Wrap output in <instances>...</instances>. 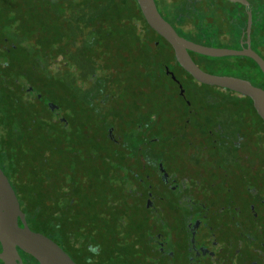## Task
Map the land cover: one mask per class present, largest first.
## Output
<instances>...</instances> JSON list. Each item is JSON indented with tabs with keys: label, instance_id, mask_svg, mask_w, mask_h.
<instances>
[{
	"label": "trees",
	"instance_id": "16d2710c",
	"mask_svg": "<svg viewBox=\"0 0 264 264\" xmlns=\"http://www.w3.org/2000/svg\"><path fill=\"white\" fill-rule=\"evenodd\" d=\"M154 33L137 0H0V163L28 190L31 225L57 241L63 235L69 246L77 240L80 250L99 245L127 264L141 261L136 246L149 239V214L128 211L127 233L119 235L122 187L110 183L108 168L119 171L127 160L129 177L137 180L138 144L156 143L158 119L166 127L168 114L179 111L163 93L164 73L149 68ZM210 59L209 72L254 85L261 79L247 58ZM59 60L63 69L53 72L50 65ZM57 107L66 121L56 117ZM111 127L131 132L127 158L111 148ZM144 132L152 135L137 141L134 134ZM91 205L113 211L111 221L93 216ZM120 239H128L125 247Z\"/></svg>",
	"mask_w": 264,
	"mask_h": 264
},
{
	"label": "flooded vegetation",
	"instance_id": "af4514ba",
	"mask_svg": "<svg viewBox=\"0 0 264 264\" xmlns=\"http://www.w3.org/2000/svg\"><path fill=\"white\" fill-rule=\"evenodd\" d=\"M155 2L160 14L182 37L209 47L250 49L264 60V0ZM142 29L146 32L145 26L142 25ZM154 32L150 40H154L156 47L149 50L152 57L149 68L164 73L163 76L178 87L181 98L189 107V111H185L186 117L181 119L183 131L187 130L186 138L175 133L179 128L177 115L183 113L174 111L168 114L171 121L167 127L162 126L163 119H158L153 133L159 143L162 141L161 130L168 128L167 140L176 137L182 140L179 149L149 144L151 153L145 155L146 158L153 155L154 160L146 164L145 155L138 153L139 160L132 168L137 180L129 177L127 160L119 171L108 168L110 183L122 187L119 207L115 208V213L120 211L124 215L116 223L119 235L122 237L127 233L128 211H148L150 240L136 246L137 257L141 259L139 264H264V120L250 97L255 112L249 103L248 108L234 110L229 118L218 112L206 115L203 111L193 110L185 93H181V76L191 78L190 73L177 61L172 45ZM189 54L202 70L209 72L212 69L210 58L213 57L192 50ZM237 57L247 58L252 70L262 74L259 81L255 80V85L264 88V73L257 61L249 56ZM57 109L61 112L59 118L66 121L65 110ZM115 130L118 129H109V136L115 142L111 148L118 149V155L127 158L128 146L120 143ZM171 159L183 160L185 168L195 169L194 174L186 171L181 174L168 168L166 163L169 164ZM111 162L116 161L111 159ZM0 166L15 190L31 230L54 240L78 264H127L112 259L111 254H106L99 245H89V251L80 250L83 245L77 240L69 246L70 241L67 244L63 235L61 241H57L31 225L28 190L18 186V180L9 175L5 165L0 163ZM93 212V216L99 213L100 217L110 221L113 215L107 208ZM18 224L25 228L21 217ZM120 240V245L125 247L128 239ZM0 264L41 263L18 245L16 253L10 247L6 250L0 239Z\"/></svg>",
	"mask_w": 264,
	"mask_h": 264
},
{
	"label": "water",
	"instance_id": "95a60500",
	"mask_svg": "<svg viewBox=\"0 0 264 264\" xmlns=\"http://www.w3.org/2000/svg\"><path fill=\"white\" fill-rule=\"evenodd\" d=\"M148 24L173 47L179 64L200 83L218 86L250 97L258 114L264 120V88L251 81L236 76L216 75L202 70L189 54V50L210 57L249 56L260 65L264 73V60L248 49L239 51L231 48L204 46L190 41L178 34L176 29L159 12L155 0H137ZM173 78L175 76L173 75ZM184 94V90H181ZM21 217L25 228H20L18 218ZM0 239L6 250L20 246L41 264H78L65 252L58 243L40 232H35L26 224L24 213L8 176L0 166Z\"/></svg>",
	"mask_w": 264,
	"mask_h": 264
},
{
	"label": "rangeland",
	"instance_id": "374dc122",
	"mask_svg": "<svg viewBox=\"0 0 264 264\" xmlns=\"http://www.w3.org/2000/svg\"><path fill=\"white\" fill-rule=\"evenodd\" d=\"M62 65L63 63L59 60L51 64L50 68L53 70V72H55L58 69L62 70L63 69ZM209 73L216 74V75H221V74L223 75V74H226L227 72L210 71ZM160 80L163 82V85L165 87V89H163V93L165 96H167L166 98H168L169 101L171 102V106H178L179 108L178 113L179 114L183 113L182 115H177L178 116L177 123H178L179 128L175 131V133L178 135H181L182 138H186L185 133L187 132V130L184 129L183 131L181 119L186 117L185 111H187L188 106H186L184 100L178 95L177 88L167 76H162ZM181 81L183 84V89H184L186 98L188 99V101L192 103V109L195 111H198V112L203 111L206 113V115L211 112H218V113H221L223 117L229 118L230 113L235 112V111H240L241 108H248L247 99L244 98L243 96L242 98H238L240 94L236 92H233L228 89L220 88L218 86L203 84V83L198 82L195 79L193 80L192 78H188V77L181 76ZM78 84L87 87V83L79 81ZM34 98H35V93L32 92L31 88L29 87L28 99H34ZM206 99H208V104L206 103ZM172 108L173 110L175 109V107H172ZM56 117L58 118L61 117V112L58 109H56ZM173 126L171 127L169 126V127L172 128ZM169 132L170 130H168V128L161 130L160 135L163 137L161 139L162 141L159 143H155L154 145H157V146L166 145L169 149H172V150L179 149L181 145H183L182 140H179L178 137L173 138L174 140H167L166 136ZM115 133L117 134V136H119V140L121 141V143L123 142L124 144L126 141H128V138H129L128 134L131 132H129L128 130L124 128H121V129L115 130ZM152 134L154 133L152 132ZM152 134L149 135L148 132H144L142 135L141 134L139 135L134 134V135L137 141L138 140L141 141L142 140V138H140L141 136L149 137ZM138 146L141 147V150L138 151L139 154H144V155L147 154L146 151H147L148 146H145L144 144H138ZM182 163H183V160L181 159L179 160L171 159L169 163L170 165L166 163V166L168 168L170 167V169L181 172V174L185 173V171L187 173L194 174L195 169L193 167L190 166L188 168H185ZM99 206L101 208H104L102 205H99ZM99 206L96 205L92 209V205H91L90 211H100Z\"/></svg>",
	"mask_w": 264,
	"mask_h": 264
}]
</instances>
